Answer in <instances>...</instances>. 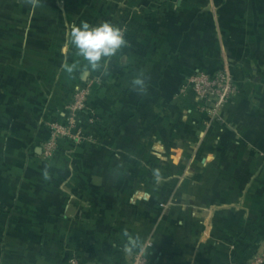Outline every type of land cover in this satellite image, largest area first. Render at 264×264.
Returning a JSON list of instances; mask_svg holds the SVG:
<instances>
[{
    "label": "crops",
    "instance_id": "crops-1",
    "mask_svg": "<svg viewBox=\"0 0 264 264\" xmlns=\"http://www.w3.org/2000/svg\"><path fill=\"white\" fill-rule=\"evenodd\" d=\"M105 22L124 43L93 66L72 33ZM223 65L211 117L180 88ZM148 241L149 264H264V0H0V264H131Z\"/></svg>",
    "mask_w": 264,
    "mask_h": 264
},
{
    "label": "built area",
    "instance_id": "built-area-1",
    "mask_svg": "<svg viewBox=\"0 0 264 264\" xmlns=\"http://www.w3.org/2000/svg\"><path fill=\"white\" fill-rule=\"evenodd\" d=\"M187 92L192 93L196 100L202 102V109L208 116L215 117L236 92V88L228 66L223 65L212 74L205 71H197L191 74L180 88L181 94ZM88 94V86L78 88L67 105L66 120L47 124L49 135L41 146L45 158H50L56 152L58 140L73 137L75 124L79 121L80 115L88 110ZM151 244L148 241L145 247L134 255L131 264H149L145 248ZM68 261L69 264H79L75 256H71Z\"/></svg>",
    "mask_w": 264,
    "mask_h": 264
},
{
    "label": "clouds",
    "instance_id": "clouds-1",
    "mask_svg": "<svg viewBox=\"0 0 264 264\" xmlns=\"http://www.w3.org/2000/svg\"><path fill=\"white\" fill-rule=\"evenodd\" d=\"M72 41L80 54L95 66L102 57L114 54L124 43L120 30L110 23L90 28L84 23L72 33Z\"/></svg>",
    "mask_w": 264,
    "mask_h": 264
}]
</instances>
